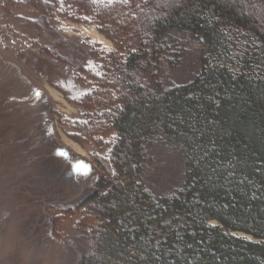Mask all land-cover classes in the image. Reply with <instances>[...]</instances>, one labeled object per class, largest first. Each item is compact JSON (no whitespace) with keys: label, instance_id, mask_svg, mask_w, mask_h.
Instances as JSON below:
<instances>
[{"label":"trees","instance_id":"trees-1","mask_svg":"<svg viewBox=\"0 0 264 264\" xmlns=\"http://www.w3.org/2000/svg\"><path fill=\"white\" fill-rule=\"evenodd\" d=\"M82 2L130 52H109L97 83L98 94L113 84L122 104L104 117L117 135L111 167L100 162L95 188L69 209L81 212L80 264H264V0ZM170 29L209 47L200 74L167 88L138 82L139 61L171 47ZM77 54L68 61L82 70ZM161 133L187 165L163 200L141 179L146 144Z\"/></svg>","mask_w":264,"mask_h":264},{"label":"rangeland","instance_id":"rangeland-1","mask_svg":"<svg viewBox=\"0 0 264 264\" xmlns=\"http://www.w3.org/2000/svg\"><path fill=\"white\" fill-rule=\"evenodd\" d=\"M79 1L82 8L75 0H0V264H80L81 212L69 209L95 188L104 174L100 162L111 167L117 135L104 117L122 101L113 84L98 94L97 83L104 63L113 62L109 52L125 58L130 51L119 35L118 43L104 34L111 49L82 35L83 26L100 30L92 7ZM165 38L171 47L139 61L138 82L167 88L200 74L209 54L200 35L170 29ZM74 50L82 70L68 61ZM186 170L185 154L169 135L147 142L141 179L157 199L175 194Z\"/></svg>","mask_w":264,"mask_h":264},{"label":"bare ground","instance_id":"bare-ground-1","mask_svg":"<svg viewBox=\"0 0 264 264\" xmlns=\"http://www.w3.org/2000/svg\"><path fill=\"white\" fill-rule=\"evenodd\" d=\"M67 29H69V32L72 31L71 30L72 28H67ZM81 31H82V35L89 36L93 43L100 44L102 47L108 48V49H111L113 47L112 41L109 40L107 37H105L102 33H100L94 25L90 27L83 26L81 28ZM49 90L52 96L56 100L61 101L65 105L69 106V104L62 98V95L59 91L51 87H49ZM67 141L72 145V147H74L76 151H78L79 153L85 154V150L81 148L76 142L71 141L69 139H67Z\"/></svg>","mask_w":264,"mask_h":264},{"label":"snow or ice","instance_id":"snow-or-ice-1","mask_svg":"<svg viewBox=\"0 0 264 264\" xmlns=\"http://www.w3.org/2000/svg\"><path fill=\"white\" fill-rule=\"evenodd\" d=\"M95 2V0H94ZM109 3H113L114 0H108ZM123 3H129V0H122ZM37 95H39V93H37ZM61 155H64V153H61ZM77 172L83 174V175H87V168L84 165H77Z\"/></svg>","mask_w":264,"mask_h":264},{"label":"crops","instance_id":"crops-1","mask_svg":"<svg viewBox=\"0 0 264 264\" xmlns=\"http://www.w3.org/2000/svg\"><path fill=\"white\" fill-rule=\"evenodd\" d=\"M103 1H105V0H103Z\"/></svg>","mask_w":264,"mask_h":264}]
</instances>
